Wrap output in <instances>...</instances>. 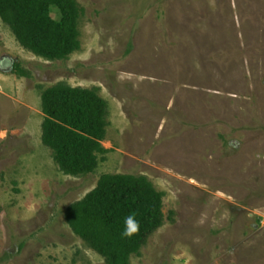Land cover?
Returning <instances> with one entry per match:
<instances>
[{
  "label": "rangeland",
  "instance_id": "obj_1",
  "mask_svg": "<svg viewBox=\"0 0 264 264\" xmlns=\"http://www.w3.org/2000/svg\"><path fill=\"white\" fill-rule=\"evenodd\" d=\"M77 1L81 49L65 60L0 18V264H109L65 216L107 173L165 193L131 264H264V0ZM60 82L107 101L89 175L42 141L41 95Z\"/></svg>",
  "mask_w": 264,
  "mask_h": 264
},
{
  "label": "trees",
  "instance_id": "obj_2",
  "mask_svg": "<svg viewBox=\"0 0 264 264\" xmlns=\"http://www.w3.org/2000/svg\"><path fill=\"white\" fill-rule=\"evenodd\" d=\"M77 0H0V18L23 47L49 60H65L81 49ZM20 64H16L19 69ZM20 73L27 75L24 69ZM42 141L65 174L85 176L108 150L107 101L95 88L60 82L43 90ZM165 193L145 175L103 174L83 199L68 206L66 219L76 235L109 264H131L165 222ZM134 216L139 230L124 236L125 219ZM135 225H129V229Z\"/></svg>",
  "mask_w": 264,
  "mask_h": 264
},
{
  "label": "clouds",
  "instance_id": "obj_3",
  "mask_svg": "<svg viewBox=\"0 0 264 264\" xmlns=\"http://www.w3.org/2000/svg\"><path fill=\"white\" fill-rule=\"evenodd\" d=\"M129 225H135L134 228L129 229ZM139 230V222L135 219L134 216H128L125 219V231L122 233L124 236H131L134 232Z\"/></svg>",
  "mask_w": 264,
  "mask_h": 264
}]
</instances>
